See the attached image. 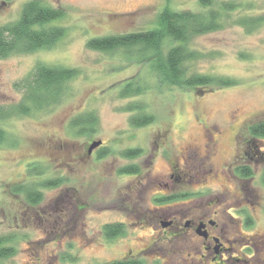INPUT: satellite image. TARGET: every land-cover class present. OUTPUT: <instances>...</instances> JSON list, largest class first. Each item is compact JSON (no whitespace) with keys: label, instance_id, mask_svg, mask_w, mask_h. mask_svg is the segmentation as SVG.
Returning <instances> with one entry per match:
<instances>
[{"label":"rangeland","instance_id":"rangeland-1","mask_svg":"<svg viewBox=\"0 0 264 264\" xmlns=\"http://www.w3.org/2000/svg\"><path fill=\"white\" fill-rule=\"evenodd\" d=\"M29 1L0 0V27L16 21ZM41 1L66 10L65 19L57 23L66 27L65 37L51 49L0 58V130L5 135L0 145V237L12 238L10 245L16 249L12 256L1 258L0 264H102L130 251H144L145 264H166L165 253L170 252L182 251L187 256L191 249L185 240L161 239L156 236L160 229H152L151 211L162 214L174 210L171 206L177 203L156 202L165 192L153 184V178L157 180L168 168V156H156L153 163L150 157L165 131L171 137L168 154L173 157L190 142L202 144L206 127L225 128L217 137L218 163L231 157L237 136H255L252 126L264 121V0H211L220 13L222 28L190 39V47L200 56L187 62V68L189 73L232 78L235 84L203 92L161 81L150 66V53L138 47L110 52L87 47L93 38L158 27L166 8L207 12L210 7L201 0ZM224 3L234 5L233 11ZM243 17L255 18L257 23L244 26ZM40 63L76 68L79 73L67 83L59 103L26 115L13 114L11 110L25 94L21 81ZM128 82L147 88L141 95L122 98L121 89ZM138 104L142 110H129ZM89 114L97 118L96 130L81 133V128L72 126L73 120ZM139 115L154 120L135 128L131 120ZM100 139L111 155L103 160L98 153L84 156L88 145ZM257 139L264 151V137ZM131 148L142 152L133 149L132 157H122L130 152L122 151ZM135 164L144 174L141 184L138 178L120 172ZM263 176L259 170L252 180L248 203L229 209L240 219V230L247 239L264 235ZM54 181L59 184L46 186ZM23 184L39 188L40 203L29 202L16 188ZM237 185L228 193L239 192ZM221 192L215 187L203 196ZM246 222L251 224L245 227ZM107 224H120L123 233L106 237L103 228ZM254 251L238 243L233 259L225 255L226 264H255L258 254ZM236 255L242 260L236 261ZM182 263L176 256L174 264Z\"/></svg>","mask_w":264,"mask_h":264},{"label":"trees","instance_id":"trees-1","mask_svg":"<svg viewBox=\"0 0 264 264\" xmlns=\"http://www.w3.org/2000/svg\"><path fill=\"white\" fill-rule=\"evenodd\" d=\"M201 3L210 9L207 12H194L174 11L166 8L160 15L161 23L158 27L135 33L93 38L87 42V47L104 52L138 47L143 53H150L151 68L161 81L171 85L194 87L201 92L215 86H232L235 84L232 78L210 76L199 72L189 73L188 71L187 62L197 60L200 56L199 51L190 47V39L222 28L220 13L212 7L211 0H201ZM224 4L228 11H233L234 5ZM66 16V10L62 7L49 6L41 0L27 2L16 21L0 27V58L55 47L67 33L66 27L57 24ZM240 22L250 27L256 24L257 20L243 17ZM167 40L170 42L168 43ZM78 73L76 68L50 66L43 63L36 65L31 76L21 81L20 86L25 89V94L11 112L16 115H26L33 110H43L59 103L64 98L67 83L76 78ZM17 85L19 86V82ZM146 88L137 82H128L121 89L120 94L122 98H129L143 94ZM129 110H142V106L140 104L131 105ZM153 120L154 117L150 115H139L134 116L131 121L135 126H146ZM97 124V118L92 114L85 115L78 121H72L73 127L81 128V133L89 131L88 128L96 130ZM251 133L256 137H264V121L252 126ZM4 140L5 135L0 130V145ZM134 154H136L135 151H130L124 156L128 158ZM133 171L125 169L121 173H132ZM56 181L46 186H57L59 183ZM24 186L23 184L16 188L23 192V196L27 197L29 202L40 203L42 193L39 188H25ZM103 229L108 238H114L123 233L120 224H107ZM12 241V238L0 237V259L10 257L15 253V247L10 245ZM102 264L129 263L114 261Z\"/></svg>","mask_w":264,"mask_h":264},{"label":"flooded vegetation","instance_id":"flooded-vegetation-1","mask_svg":"<svg viewBox=\"0 0 264 264\" xmlns=\"http://www.w3.org/2000/svg\"><path fill=\"white\" fill-rule=\"evenodd\" d=\"M133 127L144 128V126L135 125ZM216 128L206 127L202 133V144L190 142L173 157H169L168 154L172 144L169 141L171 138L169 132L165 131L160 135L159 132L157 133L159 135L156 145L157 152L150 157V163H153L156 156L163 158L168 156L166 158L168 168L160 174L157 180L153 178L155 180L153 184L157 183L159 190L165 192L162 199L157 198L156 202H161L162 205L171 206L173 203H177V205L171 206L175 207L174 210H166L162 214L159 213V210L151 211L148 218L154 220V224L151 222L152 229L155 231L160 229L156 232V236L167 240H185L190 249H193L188 252L187 256H184L182 251L165 253L168 254L166 264H174L176 256L183 261L182 264H185L184 261L187 264H212V262L220 264L218 261L226 264L225 255L230 254V258L233 259L235 245L241 242L250 248L253 247V250L255 249V254H258L255 264H264V235L255 234L248 236L250 239H247L240 230V219L232 215L229 210L236 208L237 205H243V202L250 201L252 180H255V175L259 170L264 173V151L259 148L257 144L259 140L256 136L247 138L237 136L231 157L222 158L221 163H218L221 150L217 137L224 132L225 128ZM99 141H102V144L91 153L89 152L91 144L88 145L84 156L94 157L93 155L98 153V157L101 159L97 158L103 160L111 155L106 153L105 142L101 139ZM133 149L142 152L141 148H131L122 151V153ZM101 150H105V153L99 155ZM140 153L136 157L140 156ZM122 157L127 158L126 156ZM125 169L134 171L122 175L138 178L137 181L141 184L144 174L138 164L127 165L121 168L120 172ZM234 184H238L239 192L232 195L228 192ZM215 187L220 188L223 193L209 197L203 196V192ZM178 188L179 190H177ZM251 204L253 205V203ZM247 224L251 223L246 222L245 227ZM153 243L155 245L156 242L153 241L151 245ZM142 253L144 251L138 254H133L130 251L115 261L145 264L141 258ZM152 256L154 257L155 254ZM241 260L242 258L236 255V261Z\"/></svg>","mask_w":264,"mask_h":264},{"label":"water","instance_id":"water-1","mask_svg":"<svg viewBox=\"0 0 264 264\" xmlns=\"http://www.w3.org/2000/svg\"><path fill=\"white\" fill-rule=\"evenodd\" d=\"M102 144V141H95L90 145L89 152L91 153L95 148L100 146Z\"/></svg>","mask_w":264,"mask_h":264}]
</instances>
